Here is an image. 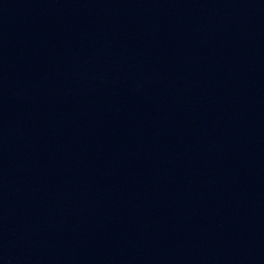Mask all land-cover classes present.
<instances>
[{
	"label": "water",
	"instance_id": "1",
	"mask_svg": "<svg viewBox=\"0 0 264 264\" xmlns=\"http://www.w3.org/2000/svg\"><path fill=\"white\" fill-rule=\"evenodd\" d=\"M0 264H264V0H0Z\"/></svg>",
	"mask_w": 264,
	"mask_h": 264
}]
</instances>
